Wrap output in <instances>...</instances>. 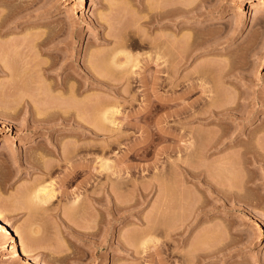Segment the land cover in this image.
Masks as SVG:
<instances>
[{
  "label": "rangeland",
  "instance_id": "1",
  "mask_svg": "<svg viewBox=\"0 0 264 264\" xmlns=\"http://www.w3.org/2000/svg\"><path fill=\"white\" fill-rule=\"evenodd\" d=\"M177 6L189 11H176ZM57 37L74 40L63 46L75 49L76 64L93 62L112 83V90L91 85L78 95L98 93L91 113L90 100L77 98L82 103L74 107V100L57 97L64 90H54V79L40 70L52 59L40 50L47 46L39 40ZM155 42L164 44V56L165 49L172 55L169 63L177 62V69L172 67L177 78L162 69L163 54ZM114 61L132 75L129 83L120 81ZM66 70L63 76L73 71ZM155 78L161 82L156 86ZM200 78L208 80L211 91L194 89L179 105L170 100L175 92L203 83ZM46 91L60 100H40ZM99 94L108 100H99ZM184 103L199 116L180 122L179 131H192L193 138L176 139L178 121L172 114ZM54 104L61 111L75 109L66 115L78 112L79 121L73 115L34 121L47 107L56 110ZM209 107L223 118L213 120L217 116L207 113ZM105 111H114L115 123L107 119L105 133H97L92 118ZM235 128L245 133L239 138L253 132V143L264 145V8L258 9L255 0H0V208L31 257L45 264H264V160L246 163L244 144L209 143L212 134ZM49 138L60 139L65 149L73 140L82 145L74 158L77 170L70 161L53 167L50 161L57 159L49 154L47 163L36 156L35 162H24L28 150L39 153ZM189 139L197 148L184 149ZM258 147L254 152L264 154ZM251 151L247 155H254ZM226 157L230 162L222 161ZM90 178L97 183L90 189L93 197L86 187ZM213 183L241 197L211 189ZM47 185L57 192L43 204L35 195ZM207 252L214 254L206 260L214 261L200 260ZM0 264H31L14 256L1 229Z\"/></svg>",
  "mask_w": 264,
  "mask_h": 264
},
{
  "label": "bare ground",
  "instance_id": "2",
  "mask_svg": "<svg viewBox=\"0 0 264 264\" xmlns=\"http://www.w3.org/2000/svg\"><path fill=\"white\" fill-rule=\"evenodd\" d=\"M79 2H81L82 4H84L87 0H78ZM255 5H256V7L258 8V9H261V8H264V0H255ZM176 7V6H175ZM173 9H175V8H173ZM187 8H185L184 9V7L183 8H181V7H178L177 6V8H176V11H189V9L188 10H186ZM159 15V14H158ZM180 26V25H179ZM182 28V27H181ZM179 29H180V27H179ZM161 40V39H160ZM40 42H38L39 44L38 45H46L47 47L45 48V49H43V48H40V50L41 51H43V52H45V53H47L49 56H51V62L50 63H48L47 65H41L40 67H41V69H40V67H39V69L40 70H42L43 71V75H45L47 78H52V79H54V81H55V83H52V84H54L53 86H52V88L54 89V90H57V89H63L61 92L62 93H60L59 95L57 94V97L59 96L60 97V99L61 100H63V98H64V100H69V98H70V100H71V102H73V100L75 101V103L73 102V105H74V107L76 106L77 107V105H76V103L78 104L79 103V101H81V100H87L86 101V103L87 102H89L88 100H90V102L89 103H91V105H89L88 103H87V106H90V113L92 112V108L94 107L93 106V100H97L98 99V93L96 92L95 94L93 93V95L91 94V93H89V92H87L86 91V97H81V98H79L78 97V95L79 96H81V95H83L85 92V89H87V87L88 88H91L90 86L92 85V87L95 89V88H100V89H103L104 91H108V90H112V88L111 89H109L111 86H112V83L111 82H109V80H107L108 78H106V76L107 75H105L104 73L105 72H102V74L100 73L102 70H97V69H94V67L91 65V63H93V62H90V63H84L83 65H81L80 64V66L78 65V64H76V60H77V55H76V51H75V49L74 50H67L68 48H66L65 49V47H66V45H70V44H73L74 43V40H68V41H65L64 39H60V38H46V39H43V40H39ZM163 41V40H162ZM35 43H36V41H35ZM64 43L66 44V45H64ZM154 43V42H153ZM156 44L158 43V42H155ZM165 43V42H164ZM161 44H162V42H161ZM160 43H158L157 44V46H160V47H158L159 49L161 48L162 50L164 49V48H162V46L164 45H161ZM37 45V46H38ZM65 47H64V46ZM167 45V44H166ZM40 47V46H39ZM42 47V46H41ZM155 47H156V45H155ZM164 47V46H163ZM185 48V47H184ZM187 48V47H186ZM156 49H157V47H156ZM160 49V51H161V53H162V50ZM169 50H171L170 48H168ZM167 49V50H168ZM56 50V51H55ZM158 51V50H157ZM160 51H158L159 52V54H157V55H162V57H160L161 58V60H162V62L161 63H165V65H163L162 66V69L164 70V71H167L168 73H169V75L171 74V73H174L173 75H172V77L175 75V78H177V71L175 70V69H177V67L175 68V67H173V64H171V61L173 62V59L171 58L172 57V55H171V57L167 54V52H166V49H165V55L166 56H164V53H162V54H160ZM184 51V50H183ZM157 52V53H158ZM164 52V51H163ZM172 52V51H171ZM185 52V51H184ZM170 53V52H169ZM94 55V54H93ZM167 55H168V57H167ZM157 57H159V56H157ZM93 58V57H92ZM94 58H96V57H94ZM163 58V59H162ZM167 58L168 59H171V61H170V63L168 62V60H167ZM159 59V58H158ZM164 59H166V60H164ZM181 59V58H180ZM93 61V60H92ZM165 61V62H164ZM49 62V61H48ZM117 63L118 64V62L117 61H114V63ZM138 62V61H137ZM169 63V64H167V63ZM4 63V62H3ZM137 65H138V63H136ZM175 64H177V62L175 63ZM174 64V65H175ZM178 64H180V62L178 61ZM94 65V64H93ZM118 65H120L119 67H120V69H119V67H117L118 69H119V72H121L120 73V75L121 76H119L120 77V81L121 80H126L127 81V83H129V81H131L130 79L131 78H133V77H131L132 75H130V73H128V72H125L126 70L124 69V64L123 63H121V64H118ZM117 65V66H118ZM202 65V64H201ZM201 65L199 66L200 67V69H201ZM123 67V68H122ZM175 68V69H173V68ZM203 67V66H202ZM10 68V67H9ZM67 68H72L73 69V71H71V72H73V74L70 72V74H67L66 75V73H64V75L65 76H63V72H68L66 69ZM179 68V67H178ZM204 68V67H203ZM201 69L202 71L204 70V69ZM105 69V68H104ZM103 69V70H104ZM172 69H173V71H172ZM181 69V68H180ZM199 69V68H198ZM198 69H196L197 71H200V69L198 70ZM107 70V69H106ZM110 70V69H109ZM98 71V72H97ZM111 71V70H110ZM179 71V70H178ZM117 73H118V71H116ZM176 72V73H175ZM184 72V71H183ZM204 72V71H203ZM202 72V73H203ZM99 73V74H98ZM128 73V74H127ZM196 72L194 71V74H195ZM198 73V75L201 73H199V72H197ZM188 74H190V73H188ZM191 74H192V72H191ZM205 74V73H204ZM185 75V74H184ZM201 75H203V74H201ZM201 75H199L200 77H201ZM192 76V75H191ZM197 76V75H196ZM45 77V78H46ZM172 77H170L169 76V78L170 79H173ZM179 77V76H178ZM184 77V76H183ZM182 77V78H183ZM187 76H185V78H186ZM190 77V76H189ZM195 77V76H194ZM203 77V76H202ZM184 78V79H185ZM193 78V77H192ZM199 78V77H198ZM204 78H206L205 76H204ZM72 79L73 80H75V83L76 82H78V83H76V84H78V85H75V84H73V82H71L72 81ZM180 79V78H179ZM179 79H177V80H179ZM197 79V78H196ZM203 79V78H202ZM201 78H200V80H202ZM207 79V78H206ZM176 79L175 80H171L173 83H176L175 85H182V83H183V81L181 80V82L179 83V81H177ZM53 81V82H54ZM116 81H118V80H116ZM125 81V82H126ZM206 81V80H205ZM205 81L203 82V80H202V82L203 83H194V85H191L190 86V88L188 89V88H186L187 90H185V91H182V92H180V93H176L175 92V94H173V96H169L170 97V100H173L174 102H175V104L176 105H179V100H181V99H185V98H187L188 96H190V94L192 93V91H194V89H199L202 93H206L207 91H211V89L205 84ZM208 81V80H207ZM206 81V82H207ZM52 82V81H51ZM122 82V81H121ZM118 83V82H117ZM123 83V82H122ZM159 83H161L160 81H159V78L157 79V78H155L154 80H153V82H152V84L153 85H158ZM119 84H120V82H119ZM86 85V86H85ZM84 86V87H83ZM114 86V85H113ZM155 86L153 87V89H155ZM93 88H91V89H93ZM115 88V87H114ZM116 88H117V86H116ZM52 89V91L54 92V90ZM90 90V89H89ZM114 91V90H113ZM44 92V91H43ZM68 92V94L69 95H67L66 93ZM45 93H48L47 91L45 92ZM41 94V93H40ZM39 94V95H40ZM54 94V93H53ZM53 94H51L50 92L48 93V95H46L45 97H44V93H43V95L41 94V96H43V97H41L42 99H40V100H55V99H57V100H60L59 98H56V96H55V99L53 98L52 99V97H51V95H53ZM64 94V95H63ZM65 94L67 95L66 96V98L65 97H62V96H65ZM88 94H90V95H88ZM229 93H227V96L229 97V95H228ZM232 94V93H231ZM101 94H99V100L101 99H105V100H108V98H107V96L106 97H104L103 95V97H101L100 96ZM125 95H123V97H124ZM53 97H54V95H53ZM96 97H97V99H96ZM227 97V98H228ZM23 98V97H22ZM25 98V97H24ZM37 98V97H36ZM36 98H32V100L33 99H36ZM77 98H79V99H81V100H79V99H77ZM83 98V99H82ZM213 98V97H212ZM26 99V98H25ZM23 100V99H22ZM79 100V101H78ZM167 100H169V99H167ZM215 100V99H214ZM93 103H92V102ZM85 102V101H84ZM81 103H82V101H81ZM46 104V103H45ZM49 104L50 103H48L47 102V105L49 106ZM72 104V103H71ZM214 104V103H213ZM61 105V104H60ZM95 105V104H94ZM105 105V104H104ZM103 104H102V106H104ZM211 105V104H210ZM50 106H51V104H50ZM58 106H59V104H58ZM78 106H79V104H78ZM91 106H93V107H91ZM99 106H101V105H99ZM98 106V107H99ZM193 105L192 104H186V103H184L183 104V107H181V108H178V109H175V111L173 112L174 114H172V115H174V117L176 118V120L178 121V123L176 124V129L175 130H177V132L180 130V128H181V121L182 120H189V119H191V118H195L196 116H199V114L197 115L196 113H194V112H192V110H191V107H192ZM212 106V105H211ZM54 107H55V104H54ZM63 107V106H62ZM70 107H72L71 105H70ZM214 107H215V105H214ZM217 107V106H216ZM44 108V107H43ZM51 108V109H50ZM50 108H48L47 107V110H46V106H45V109L44 110H46V112L44 113V116L43 117H37L36 119H34V121L35 122H37V120H39V122L40 121H43V122H45V121H47L48 122V120L50 121V120H52L53 118H55L54 116H58V115H60V117H62V119H70L71 117H72V115H70L71 113H72V111H74V110H71V109H73V108H70V110L69 109H66V110H69V111H71L70 112V114H69V116L70 117H68L67 115H68V113H67V115H66V110H64L63 109V111L65 112V113H63V111H61V110H58V108L56 109V107H55V109L56 110H53L52 109V107H50ZM68 108V107H67ZM94 108H96V105H95V107ZM102 108V107H101ZM208 108V107H207ZM232 108V107H231ZM49 109V110H48ZM77 109V108H76ZM89 109V108H88ZM232 109H234V108H232ZM108 110V109H107ZM207 110V109H206ZM77 112V111H76ZM106 112V111H105ZM103 112L102 114H100V116L98 115L96 118L98 119H100L102 116H104L105 115V117H102L101 119H100V122L97 120V119H93L92 118V123L93 124H95V125H93V129L94 128H96V129H94V131L95 132H104L105 133V131H106V129L105 128H103V126L105 127V125H106V128H107V119H110V120H112L111 122H113L114 120L112 119L113 117H114V111H113V113H112V111L110 112V111H108V112ZM221 111L220 110H218V109H216V108H213V107H209V109L207 110V113L209 114V115H211V116H217L216 118L214 117V119L213 120H220L221 118H223V116H219V113H220ZM3 113V112H2ZM78 113V112H77ZM76 113V114H77ZM90 113H89V115H90ZM110 113H112L113 114V116H112V114H110ZM76 114H74L73 115V117H72V119H76V120H78V117L76 116L75 117V115ZM205 113H203V115H204ZM89 115H87L88 117H87V120L84 118V120H86L87 122H88V126L87 127H89V129H90V126H91V122L90 121H88V120H90L91 118L89 117ZM202 115V117H204ZM230 115H232V114H230ZM233 116V115H232ZM234 117V116H233ZM95 118V117H94ZM193 118V119H194ZM237 119V118H236ZM76 120H74L75 122H76ZM93 120H94V122H93ZM95 120H97L96 122L97 123H95ZM105 120H106V123H105ZM79 121V120H78ZM81 121V120H80ZM109 121V120H108ZM85 122V121H84ZM78 123V122H77ZM83 123V122H82ZM89 123H91V124H89ZM113 123H115V121L113 122ZM64 124V123H63ZM42 126H43V124H41ZM66 125V124H65ZM87 125V124H86ZM85 125V126H86ZM90 125V126H89ZM7 126V125H6ZM40 126V125H39ZM95 126V127H94ZM44 127H46V125L44 124V126H43V128ZM234 127H236L235 125H234ZM240 128V127H239ZM238 128V129H239ZM72 129V128H71ZM103 129V130H102ZM105 129V130H104ZM237 128H235L233 131L231 130H229V132L226 130V132H221L220 134L218 133V134H212L211 135V141L209 142L210 143V147L211 146H215L216 147V145L218 146L219 144L221 145V144H223L222 146H221V148H224L225 146V148H227V146H232V144L234 145H236V143H238V144H244L245 145V147H246V152L244 153V157H245V159H246V163H248V164H254V163H256V162H258L260 159H263L264 160V154L263 153H257V152H254V150L253 149H255V147H256V149L258 150V146H262V148H264V145H263V143H256L255 144V142L253 143V141H252V138H253V136H255V133H250L248 136H247V134H246V136H247V138L245 137V138H239V136L241 135V134H243L244 133V131H243V129H237ZM40 130V129H39ZM91 130V129H90ZM35 132V131H34ZM36 132H37V130H36ZM176 131H174V134H175V136L173 135V137H175L176 139H182V138H184L185 136H189L190 138L192 137V135H190L191 133H192V131H190V132H182L181 133V131H179L178 133H175ZM264 132V131H263ZM93 133V132H92ZM156 133V132H155ZM173 133V132H172ZM214 133V132H213ZM94 134V133H93ZM160 134V133H159ZM245 134V133H244ZM264 134V133H263ZM163 135V134H162ZM194 135V134H193ZM244 136V135H243ZM162 137V136H161ZM188 137V138H189ZM263 137H264V135H263ZM263 137H262V139H263ZM193 138V137H192ZM194 138H195V136H194ZM258 138V137H257ZM36 138H34V135H33V137L31 138V140H35ZM50 139V138H49ZM48 139V140H49ZM51 140V139H50ZM56 140V139H55ZM59 140V143L61 144V142H60V139H58ZM58 140H56V142L55 141H50L49 143H48V141H47V143H46V141L44 142V143H42V144H40L39 145V147L38 148H40L39 150H40V152L38 153V152H36L34 149L33 150H28L27 152H26V154H25V156H23L22 157V159L24 160V162L25 163H31L32 161H34L35 159H36V157H37V159L38 160H44V158L49 154V155H53L55 158V160L57 159V161H55V163L54 162H51L50 161V163L51 164H53L52 166L54 167V164H55V166L57 167V165H59V164H61L60 162H62V164H65L66 162L65 161H67V162H69L70 161V164H71V166L75 163V164H77L75 161H76V159H75V161H74V158L76 157V155L77 154H79V152L81 151V147H82V145H81V147L76 143V141H74L73 140V143H71V145L69 146L68 145V147L65 149V147H64V145H63V147H62V145H60L57 141ZM190 140V139H189ZM193 140V139H192ZM192 140H190V141H188L183 147H184V149H187V150H189V149H194V148H197V145H196V143L194 142V141H192ZM257 140V139H256ZM264 140V139H263ZM263 140H262V142H263ZM257 141H260V139H258ZM197 142V141H196ZM237 144V145H238ZM260 144V145H259ZM262 144V145H261ZM38 145V144H37ZM87 145H89V143L88 144H86V146ZM258 145V146H257ZM85 146V145H84ZM92 146V145H91ZM179 147H181V146H179ZM208 147H209V145H208ZM258 147V148H257ZM36 148V147H35ZM83 148H85V147H83ZM93 148V147H92ZM199 148V147H198ZM229 148V147H228ZM86 149L88 150V151H90V150H92L91 149V147H89V146H87L86 147ZM251 149H252V151H253V153H254V155L252 154L251 156L250 155H247V152H249V151H251ZM62 150V151H61ZM257 150H255V151H257ZM65 151V152H64ZM86 151V150H85ZM84 151V152H85ZM87 151V152H88ZM251 151V152H252ZM249 154V153H248ZM9 156H11V158H13V160L12 161H14V160H16V162H18L19 160L17 159V155H15V154H11V155H9ZM36 156V157H35ZM77 156H79V155H77ZM87 156H88V154H87ZM35 159H34V158ZM89 158V157H88ZM32 159H34V160H32ZM36 159V160H37ZM90 159V158H89ZM230 160L231 159H229L228 157H226L224 160H222V161H227V162H230ZM40 161V162H41ZM45 161V160H44ZM44 161H42L41 163H43ZM52 161H54L53 159H52ZM64 161V162H63ZM92 161V160H91ZM35 162V161H34ZM39 162V161H38ZM46 162V161H45ZM73 162V163H72ZM47 163V162H46ZM91 163V165H92V162H90ZM89 163V160H88V163L87 164H90ZM67 164H69V163H67ZM69 164V165H70ZM247 164V167H249V165ZM47 165V164H46ZM89 166V165H86V162H85V166H88V168L90 167H92V166ZM106 165V168L109 166L107 163L105 164ZM52 166H50L49 165V167H52ZM73 167H75V165H73ZM73 167L71 168V171H69V172H71V173H69V174H66L67 175V178L69 177L70 178V174L72 175L73 174V172H72V170L74 171L77 167H75V169H73ZM110 167V166H109ZM108 167V168H109ZM47 168H48V166H47ZM52 169V168H51ZM46 170V169H45ZM77 170V169H76ZM88 170H90V169H88ZM46 172H48V171H46ZM93 172V171H92ZM91 172V173H92ZM93 174H94V172H93ZM66 175H65V177H66ZM92 174H90L89 173V176H88V178L91 176ZM74 176V175H73ZM72 177V176H71ZM93 177V176H92ZM75 178V177H74ZM92 178H90L88 181H87V183H86V187H87V190H90V189H92V187L94 186V184H95V182L93 183V180H91ZM95 179V178H94ZM64 180V178L62 179V181ZM67 179L65 178V180L64 181H66ZM72 180V179H71ZM61 181V180H60ZM70 181V180H69ZM73 181V180H72ZM86 182V181H85ZM107 182V181H106ZM63 183V182H62ZM62 183H60V184H62ZM65 183H67V182H64V184ZM69 183H71V182H69ZM68 184V183H67ZM97 184V183H96ZM95 184V185H96ZM99 184V183H98ZM103 184H105V183H103ZM112 184V183H111ZM63 185V184H62ZM66 185V184H65ZM118 185H120V184H118ZM127 185V184H126ZM126 185H125V187H126ZM213 185H214V183H213ZM98 186V185H97ZM101 186H103L102 184H101ZM124 186V185H123ZM122 186V187H123ZM132 186H134V185H132ZM64 187H66V186H64ZM112 187V186H111ZM121 187V188H122ZM95 188V187H94ZM98 188V187H97ZM101 188V187H100ZM102 188H104V187H102ZM114 188V187H113ZM134 189L136 188V187H133ZM112 189V188H111ZM115 189V188H114ZM211 189H214V190H218V191H222V193L224 194V195H232V197H234V196H237V197H239L240 196V193H238V191H230L229 189H225V188H221V187H219V185H218V187H217V185H214V186H212V188ZM231 189V188H230ZM55 190H56V188L52 185V186H46V187H42V188H40V189H38V191H37V193H36V199H38L39 201H41V202H43V204H44V202L45 203H47V201L48 200H50L51 198H53L54 197V195H55V193L57 192H55ZM93 190V189H92ZM96 190V189H95ZM104 190H105V188H104ZM136 190V189H135ZM231 190H233V189H231ZM103 191V190H102ZM106 191H108L107 189H106ZM112 192H113V189H112ZM97 194V193H96ZM87 195H88V193H87ZM92 196L93 197V191H91L90 190V192H89V196ZM90 196V197H91ZM95 196V195H94ZM108 196V195H107ZM107 196L105 195H103V197H106V199H107ZM222 196V195H221ZM220 196V197H221ZM102 197V196H101ZM117 197V196H116ZM241 197V196H240ZM109 199L108 200H110V202H111V197H108ZM111 198V199H110ZM114 198V197H113ZM102 199H104V198H102ZM105 199V200H106ZM216 199V198H215ZM218 199V198H217ZM99 200V199H98ZM96 201V200H95ZM107 202V201H106ZM118 202V201H117ZM116 202V203H117ZM96 204V203H95ZM119 206V205H118ZM166 206V205H165ZM117 207V206H116ZM4 208V207H3ZM1 209V208H0ZM0 229L5 233V237H6V246L8 247V249H10L12 252H13V254H14V256H16V257H23V258H25L26 260H28L31 264H45L42 260H40V259H38V258H35V257H31L29 254H28V252H27V250H25V249H23L22 248V246H21V243L19 242L18 243V235H19V231H18V229H16L15 228V226L13 227L12 225H11V223H10V221L7 219V217H6V215H5V212H4V209L2 210H0ZM35 230V229H34ZM32 231V235H36L37 234V230L36 231ZM29 234V233H28ZM25 234H23V236H24ZM30 235V234H29ZM28 235V236H29ZM28 236H24L26 239L28 238L29 239V237ZM30 238H32V236L30 237ZM25 241V240H24ZM27 242V241H26ZM26 242H24V243H26ZM28 242H29V240H28ZM25 246V248L27 249L28 248V246H31V244L29 245V244H26V245H24ZM32 247V246H31ZM30 248V247H29ZM220 250V249H219ZM218 250V251H219ZM209 252H207V254L206 253H202L201 255H200V260H205V261H207L206 260V258L208 257V256H210V255H212V254H214V252L212 253H210V254H208ZM216 253V252H215ZM210 258H212V256L210 257ZM215 258V257H214ZM209 261H214V260H209ZM209 261H207V262H209ZM106 264H111L110 263V261H107L106 262Z\"/></svg>",
  "mask_w": 264,
  "mask_h": 264
}]
</instances>
